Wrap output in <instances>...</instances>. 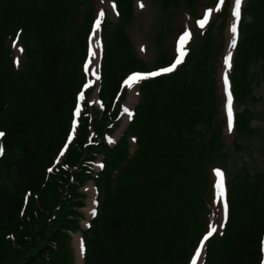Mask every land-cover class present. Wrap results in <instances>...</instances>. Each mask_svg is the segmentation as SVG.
<instances>
[{"label":"trees","instance_id":"1","mask_svg":"<svg viewBox=\"0 0 264 264\" xmlns=\"http://www.w3.org/2000/svg\"><path fill=\"white\" fill-rule=\"evenodd\" d=\"M112 1L116 19L106 18L101 28L103 110L84 102L62 152L75 94L88 79L82 65L100 0H0V264H75L78 233L83 264H190L200 236L216 221L213 169L222 167L227 148L239 152L241 140L258 133L247 105L257 101L252 86L264 71V0H247L242 9L228 147L215 73L229 17L225 0L195 31L177 70L141 84L132 122L109 147L105 138L120 126V84L131 73L168 65L185 28L181 18L198 20L219 0H146L161 14L150 62L138 56L129 34L135 0ZM99 157L102 170L94 174L89 164ZM89 182L96 208L83 230L81 190ZM227 204L223 234L208 240L203 264H264V171L230 174Z\"/></svg>","mask_w":264,"mask_h":264},{"label":"rangeland","instance_id":"2","mask_svg":"<svg viewBox=\"0 0 264 264\" xmlns=\"http://www.w3.org/2000/svg\"><path fill=\"white\" fill-rule=\"evenodd\" d=\"M245 1L246 0H243L242 5L244 4ZM233 2L234 0H232L231 9L233 7ZM102 4H103V9H102L103 15L99 19L100 22L104 18V13H106V15L110 18L111 22H114L115 11H114V6H113L112 1L102 0ZM135 12H136V20L129 34L134 43L138 56L141 57V59H143L145 62H150V61H153L155 58L152 41L154 40V37L160 28L159 23L161 21V14L158 12L157 7H150L149 5H147L146 0H136L135 1ZM181 20H182V23L185 22V18H181ZM230 20L231 19H229L226 26L224 27L226 28V30H225V33L223 34V41L220 45V52H219L220 60H217L216 70H215L216 82H217L216 92H217L218 100L220 103V109H221L219 119H220L221 124L223 125V134L227 142V147L230 145L232 141L234 131L233 130L229 132L227 131L224 114L222 112V108H223L222 89L220 87L221 83L219 82V75H220V70H221L223 54L227 46V38H228L227 30L231 23ZM189 24H190L191 29H194L196 26L198 28H201V26L198 25V23L195 24V23L189 22ZM99 35H100V32L98 31V37ZM188 37L186 38V41L181 45V51H186V48L188 49V44H189ZM169 54H171L170 51H169ZM14 55L16 57V60L18 61V59L20 58V49L18 47H14ZM91 58H92V61L90 65V70L92 71L93 76H95L94 69L96 68L97 65L100 66L99 64L100 54L94 47H93V52L91 54ZM93 82H94L95 88L90 92L89 101L92 105H97V102L94 100V96L97 91V83H96L95 78H93ZM137 87L138 86L136 85L127 87V95H126V101H125L124 107L126 106V102H129L130 112L133 110V108L136 106L139 100ZM252 88L254 90L257 101L255 103H248L247 108L252 113L251 125L257 129L258 133L256 132L257 135L253 139L245 138L241 140V148H242L241 151L233 152L230 148L226 149L228 153V158L223 162V165L221 164L222 169H218L224 172L226 180L229 179L230 174H235V173L241 172L242 170L249 171L250 173H257V172L264 171V71L259 73L257 77V84L253 85ZM242 109L243 107L237 108V111L240 112ZM122 120H123V117H122ZM123 129H122V121H121L120 128L115 132L114 136L111 139H108L107 141L109 143H112L114 140L119 138ZM215 171H214V174H215ZM90 186L91 185L89 184L84 189L88 196L86 205L90 204L91 194H89L87 191L90 188ZM215 190H216V187H215ZM86 209H85V212H86ZM219 225L221 226L220 220L218 223V231L220 229ZM78 238H79V235L75 234L73 236V241H72L75 264H78V261H79L78 250H77V245H76V240ZM199 257L196 259V261L200 260Z\"/></svg>","mask_w":264,"mask_h":264},{"label":"snow or ice","instance_id":"3","mask_svg":"<svg viewBox=\"0 0 264 264\" xmlns=\"http://www.w3.org/2000/svg\"><path fill=\"white\" fill-rule=\"evenodd\" d=\"M240 4H241V0H235V7L232 9V16L233 17H239V9H240ZM219 7V5L217 6ZM100 15L102 16L103 13L101 12ZM208 18V12H205L204 14V19L203 20H199L197 21V23L202 27L204 25V23L207 21ZM97 25L99 24V18H97ZM231 43L234 46L236 43V24L235 22L232 23L231 25ZM189 36V33L187 31V29H185V31L183 32V34L179 37V40L177 42V56L175 61L169 66V67H165L159 70V72H149L147 73L148 76H155L160 74V72H170L173 70V68H175V66L177 64H179L181 62V57L183 56V52H181V45L186 41V38ZM97 46H99V41H96ZM230 55V54H229ZM224 66L225 69H227V67L229 66V56H225L224 58ZM85 67L87 68V65H85ZM144 77L141 75H131L129 76L126 80H124V85H128L129 87H131V84L139 79H143ZM85 87H88L87 83L84 85ZM223 91H224V95L227 97V103L225 105L226 108V112H227V126L229 131L232 130L233 128V108H232V96L229 93V80L228 77H224V84H223ZM77 101L83 99V97L81 96H77ZM3 133H0V136H2ZM51 170V169H49ZM216 177H217V182H216V192L218 196H223V181L221 179V172L219 170H216L215 172ZM222 226V225H221ZM215 231V229L213 228V226L210 224L208 226V230L207 233L203 236V238L200 241V244L203 245L204 241L208 239V237L212 234V232ZM82 250V249H81ZM200 253V247L196 248V255H194L192 257V264H196V258Z\"/></svg>","mask_w":264,"mask_h":264},{"label":"bare ground","instance_id":"4","mask_svg":"<svg viewBox=\"0 0 264 264\" xmlns=\"http://www.w3.org/2000/svg\"><path fill=\"white\" fill-rule=\"evenodd\" d=\"M241 3H242V0H241ZM234 7H235V0H234V4H233V8ZM235 18L236 17L232 18L230 26L228 27V30H227V35H228L227 46H226V49H225L224 54H223V59H222V63H221V70H220V75H219V80L222 83V86L224 84V77H228L229 66L227 67V69H225L224 58H225V56H229V65H230V59H231V54H232V50H233V45L231 43V36H232L231 25L233 22H235V24H236ZM92 40L94 42V46H95L96 50L99 52V47L97 46V43H96V41H98V29L95 30V33L93 35ZM95 78L98 82V65L95 68ZM94 100H96V97H94ZM226 103H227V97L225 96V105H226ZM129 120H130V107H129V102H127V105L125 106L124 111H123L122 129L128 124ZM225 122H226V126H227V112H225ZM227 131L229 132L228 126H227ZM222 222H223V217H222ZM76 245H77L78 259H79L78 264H81V260H82V258H81V244H80L79 238L76 240Z\"/></svg>","mask_w":264,"mask_h":264}]
</instances>
